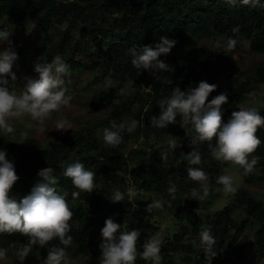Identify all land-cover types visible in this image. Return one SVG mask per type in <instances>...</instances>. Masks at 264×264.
<instances>
[{
	"label": "trees",
	"instance_id": "1",
	"mask_svg": "<svg viewBox=\"0 0 264 264\" xmlns=\"http://www.w3.org/2000/svg\"><path fill=\"white\" fill-rule=\"evenodd\" d=\"M264 4V0H261ZM37 17L36 26L42 34L39 50L44 52L45 58L59 54L70 66V72H99L107 78L119 82L141 83L140 90L135 94H128L115 102L114 95L101 92L96 101H106L111 109L104 120V127H110V122H128L136 119L139 124L135 131L122 132L119 145H107L101 136L91 128H82L72 134L58 139L50 145L32 150L18 145L16 139L0 137V147L7 150L8 158L14 161L19 180L13 185L11 195L17 199L28 194L38 179L37 172L47 166L55 169L54 175L58 180L57 191L67 193V199L74 198L76 202L69 204L73 212L68 221L73 237L67 246L68 257L79 255L100 257V229L107 217L112 216L118 223H123L126 214L132 213L138 220L150 219L155 214L147 205L153 200L163 198L166 201L168 214L175 220H180L182 226L171 236L164 239L160 252L162 256L172 251L171 244L183 247L187 238L188 253L200 255L204 259V249L199 243V233L204 227H209L216 241L217 256L212 264H238L220 250L226 246L236 245L237 254H243L245 242L238 241V235L254 222L257 229L253 233L256 244L255 251L264 264V205L249 196L245 190L237 189L234 200L242 207L243 217L236 219L232 215V207L225 205L213 214L205 215L203 219L195 220L192 227L183 224L184 220L192 216L195 209L206 199L190 198L191 189L200 187L198 181L192 180L187 173L188 167H200L207 172L208 183H217L221 175L220 168L211 159L209 142H193L195 130L190 124L183 128L179 123L169 124L167 128H157L150 123V118L159 115L158 101L171 95L172 89L179 85L185 90L189 85L196 86L201 80L217 84L220 69L228 66L226 48H218L219 55L214 61L210 50L203 48L199 53L190 47L182 57L170 60L174 68L172 75L166 79L153 80L131 64L129 49H139L145 45L154 46L162 36L170 39L187 38L191 33L205 36L214 33L226 37L240 34L248 41L249 50L257 55H264V7L241 3V0H0V28L10 33L24 21ZM65 28H61V26ZM233 29H238L233 31ZM54 37V38H53ZM163 56V55H162ZM162 56L159 59H162ZM264 82V68L254 70L252 76L238 82L228 90V102L222 119L227 120L232 111L239 110L240 105L248 96ZM218 86V85H217ZM223 92L218 86L209 97ZM264 115V110H259ZM180 121V117H177ZM174 134L181 139L180 151L182 156L177 159H162L160 153L153 157L137 160L127 159L124 155L125 144L131 140L153 138L161 141L166 134ZM256 135L262 143L249 154L259 157L258 163L251 173L244 174L241 166L238 171L245 184L256 182L264 174V126H259ZM191 143V144H189ZM211 143H215L213 140ZM197 150L201 153L199 165H189L184 153ZM138 154V150H133ZM136 156V155H135ZM137 157V156H136ZM142 157V158H141ZM81 161L85 167L91 168L96 176L95 189L91 193L80 191L71 182V178L64 176V170L69 163ZM228 162V161H227ZM231 162V161H229ZM215 165V166H214ZM169 181L177 187L176 198L171 199L167 192ZM131 182L132 186L143 192L154 194L152 201L135 199L134 207L127 200L112 202L105 195L112 185H123ZM179 186L186 198L179 196ZM79 191L77 197L72 193ZM126 229H133L131 226ZM149 234L143 233V241L138 238L137 249L143 252V244L155 236L156 228L146 223ZM25 234L14 232L0 233V248L7 249L13 245L20 250L28 242ZM184 245V246H186ZM53 247H65L58 238L47 242L41 248L33 246L23 262L44 257ZM169 247V250H168ZM19 264V263H17Z\"/></svg>",
	"mask_w": 264,
	"mask_h": 264
},
{
	"label": "clouds",
	"instance_id": "2",
	"mask_svg": "<svg viewBox=\"0 0 264 264\" xmlns=\"http://www.w3.org/2000/svg\"><path fill=\"white\" fill-rule=\"evenodd\" d=\"M241 3L250 4L252 7L257 5L264 7L261 0H241ZM237 30L233 29V31ZM10 35L8 30L0 28V42L8 41L11 45ZM176 43L175 39L162 36L154 46L145 45L139 49L133 47L129 49L131 64L139 70L151 71L154 75L163 71H174V68L159 57L169 54ZM235 44L236 40L229 37L226 41L217 40L215 47L231 48ZM18 58V53L13 47L0 49V130L7 133L14 131L13 125L9 122L10 117L26 112L34 119L43 121L71 101L66 83L70 66L61 56H54L51 62H42L38 58L33 66L36 76H24L19 82L16 72L12 70ZM217 87V84L206 80L199 81L196 86L189 85L185 90H181L179 85L175 86L170 96L158 101L159 115L152 116L150 123L157 128H167L169 124L176 123L183 128L184 125L190 124L196 133L193 142L208 141L213 158L231 161L241 166L244 174L251 173L259 157L253 155L249 158V154L262 143L256 133L259 126H264V115L257 107L250 105L232 111L227 120H223L225 109L222 106L228 102L229 93L223 91L208 99L210 93ZM178 116L180 121L177 120ZM138 124L139 121L136 119L119 124L111 121V126L103 129L102 139L109 146L119 145L123 139L122 132L126 130L131 133ZM71 128L72 124L66 117H61L55 122L56 130L67 131ZM213 140L215 143H211ZM178 146V138H170L167 141V150L162 153L161 158L167 159L169 154L174 155ZM183 155L189 165L201 163V153L197 150H191ZM54 172L55 169L51 166L39 169L36 174L38 179L30 192L17 199L11 195V192L19 176L14 161L8 158L7 150L0 147V233L19 232L29 237L18 256L21 264L33 246L38 245L43 248L54 238H58L60 244L65 247H53L40 264H68L67 246L73 240V237L68 235L71 227L68 221L72 218L73 212L67 201L68 194L57 191L59 178ZM187 173L192 180L200 183L199 189H191L190 198L204 199L208 192L207 173L200 167H188ZM64 176L71 178L72 184L80 191L91 193L95 189L96 173L91 168L85 167L81 161L69 163L64 170ZM216 182L223 185L225 192L234 193L237 190L234 178L230 174L219 175ZM136 190L138 193L143 192L140 189ZM167 192L171 199L176 198L177 187L172 181H169ZM79 194V191L72 193L73 197ZM126 195L131 204V197L135 195L133 186L129 187L127 192L119 188L114 189L108 199L112 202H120ZM164 203L161 199L153 200L147 205V209L149 211L153 208L160 209L164 207ZM139 235V229H125L124 221L118 223L112 216L107 217L100 229L99 264H135ZM199 237V243L204 249V257L209 264H212L218 253L212 230L204 227ZM161 242L163 240L155 236L148 239L143 244L142 257L145 260L150 259L151 264H160ZM6 252V249L0 248V259L6 257Z\"/></svg>",
	"mask_w": 264,
	"mask_h": 264
},
{
	"label": "rangeland",
	"instance_id": "3",
	"mask_svg": "<svg viewBox=\"0 0 264 264\" xmlns=\"http://www.w3.org/2000/svg\"><path fill=\"white\" fill-rule=\"evenodd\" d=\"M36 20L37 17L24 21L12 30L9 37L11 45H9L8 41L0 42V49L11 46L18 53L19 58L13 64L12 69L17 74L18 82L24 76H36V73L33 71V66L38 58H40L42 62H51L54 56H57V54H53L45 58L44 52L39 50L38 47L42 43V34L36 26ZM61 28L63 29L65 26L63 25ZM228 38L229 37L225 35L219 36L213 32L205 36L191 33L187 38L175 39L177 43L169 54L162 56V60L170 65L169 62L171 58L184 56L188 49L192 47L199 53H201L200 51L203 48L210 50L212 54L208 57L215 61L219 55V49L215 47L216 41H226ZM232 38L236 40V44L231 48H226L228 66L220 69V76L217 81V85L221 87L222 91L231 90L238 82L252 76L255 69L259 67L264 68V55L251 53L248 41L240 34L234 33V37ZM142 71L148 72L146 70ZM170 75H172V71H163L155 75L150 71L145 76L153 80L162 78L167 80ZM107 77L108 76L102 75L99 72H69V75L66 77V83L71 101L68 105L62 106L59 111L51 113L48 117L44 118L43 121L34 119L26 112L10 117L9 122L13 125L14 131L12 133H7L0 130V137L5 135L16 139L18 145H23L25 148L32 150H38L82 128L94 129L101 136L105 128L103 124L104 120L108 117L111 107L109 103L104 100L96 101V96L101 92L110 93L114 95L112 99L118 102L123 96L135 94L136 91L141 88V83H119ZM17 91H19V88ZM208 99L210 100L211 98L208 97ZM250 105L257 107L258 110H264V82L248 96L240 107L242 108ZM61 117H66L71 122V129L67 131L55 129V122ZM173 137L178 138L170 133L162 136L159 142L153 138L145 140L142 137L137 140L128 141L125 144L124 155H126L127 159H130L132 154V157L135 159V164H138L139 161L137 160L143 154V158L153 157L154 154L158 155L159 153L162 155V153L167 150V141ZM178 144L179 146L175 149V154H169L168 159H180L182 156L180 151L182 144L180 138H178ZM133 150H138L141 154H134ZM211 161L218 164L221 174L227 173L233 176L234 184L237 189L245 190L249 196L253 197L256 201H260L264 205V174H261L256 182L245 184L236 164L211 157L207 165H210L209 162ZM207 185L208 192L206 199L195 209L192 216L184 220L183 224L192 227L195 220L203 219L205 215H211L215 211L222 209L225 205L232 207V215L236 219L244 216L242 207L238 206L237 202L234 200L233 196L235 192H225L223 186L219 187L217 184H210L207 182ZM129 187L132 188L130 182H125L123 185H112L105 195L111 196L113 190L116 188L127 192ZM133 189L135 190V195L131 197L132 203L130 207H133L134 200H136L135 197L139 200L148 199L150 201L154 198V194L150 192L140 191V193H138L135 186H133ZM178 189L181 190L179 191V196L184 198V202H187L189 198L185 197L181 186H179ZM138 194H140L139 197H137ZM159 199L165 202L164 207L160 209L155 208V214L150 219L138 220L132 213L127 212L128 214H126L123 219L124 228L126 229V227L131 226L132 228L139 229L140 235L138 238L143 241L145 239L143 233H150V230L146 229V223L151 224L156 228V237L162 240L167 238L170 240L171 235L182 226V222L171 217L166 209V201L163 198ZM128 200H130L129 197ZM67 201L69 204L76 202L72 197L67 199ZM256 229L257 225L252 222V224H248L242 233L238 235V241H244L246 243L243 254H237V244L226 246V243H224L220 252L226 254L238 264H262V259L257 256L255 251L256 244L253 233ZM184 241L183 247L180 248L172 243L170 248L172 251H170L168 255L161 256L162 254H160V264H209V262L205 258L202 259L200 255L188 253L187 245L189 244V239L186 238ZM162 243L163 242H161V244ZM6 250V257L0 259V264H21V261L18 259L21 251L19 246L13 245ZM137 253L135 264H151L150 259L145 260L142 257L141 250L137 249ZM42 259L43 257H38L34 260L23 262V264H40ZM68 264H99V257L84 255L69 257Z\"/></svg>",
	"mask_w": 264,
	"mask_h": 264
}]
</instances>
